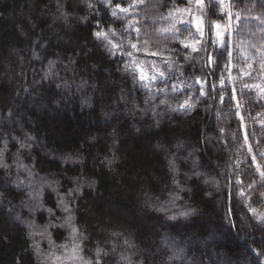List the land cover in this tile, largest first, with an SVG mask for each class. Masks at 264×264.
<instances>
[{
    "label": "trees",
    "instance_id": "1",
    "mask_svg": "<svg viewBox=\"0 0 264 264\" xmlns=\"http://www.w3.org/2000/svg\"><path fill=\"white\" fill-rule=\"evenodd\" d=\"M91 2L92 8L84 0H0V134L8 141L7 162L13 164L12 157L18 150L13 137L23 139L25 134H31L38 141L30 154L20 156L25 165L34 166L35 175L26 178L15 165L10 175L0 170V190L4 191L0 199V264H42V257L32 249L28 230L14 219L17 214L32 218L25 207L30 203L31 188L18 189L9 183L17 176L25 184L31 179L32 187H39L42 178L58 181L53 187L67 199H71L66 194L76 186L77 177L95 182L93 188L85 184L81 193L74 194L70 207L81 233L87 237L83 242L85 257L92 256L97 242L109 252L102 264H126L121 259L122 252L131 256L133 264H264V257L257 256L259 242L264 241V225L252 219L246 201L238 195V190H247L251 180H259V173L252 175L255 162L247 149L237 151L245 130L255 151L261 150L256 139L264 145L259 123L264 120V100L255 90L241 92V82L235 81L236 94L243 105L237 112L234 100L233 107H229L227 90L232 83L225 79L226 89H220L218 83L221 74L227 77L231 72L235 76L245 67L244 52L258 60L259 53L251 44L259 47L264 41L258 21L251 17L264 13V8L257 0L249 12L251 0H234L233 12L247 17L225 37L235 68L224 69L221 65L205 69L206 52L192 53L178 42L153 33L159 41L153 48H163L165 59L172 61L169 68L161 57L138 56L146 63L159 64L167 72V79L158 80L155 85L168 91L153 94L135 85L121 71V62L128 57L109 55L96 40L93 32L99 30L98 25L122 32L123 21L113 18L100 0ZM176 2L185 6L184 0ZM61 4L69 14L67 20L60 14ZM172 7V0H153L135 14L143 30L152 32L153 27L168 23L162 17ZM211 18L215 20L217 16ZM200 39L208 52L216 49L214 33L206 31ZM50 61L54 63L55 75L45 79ZM205 76L210 84H216L215 91L210 84L204 86L210 93L207 97L201 94V85L194 79ZM243 80L264 83V77L256 71ZM171 85H176V89ZM217 91L224 97L223 104ZM121 96L125 99L121 100ZM188 97L196 102V109L187 114L167 111L165 105L159 104L160 99L167 98L175 106ZM153 109L162 115L154 116ZM9 111L13 113L11 117ZM157 119L160 124L154 127ZM232 133L236 134L235 139ZM66 154L82 159L65 163ZM113 156L109 166L107 160ZM171 159L176 160L179 169L175 174L169 168ZM258 159L264 163V158ZM194 160L198 162L195 168ZM238 160L243 162L237 164ZM194 171L199 177L193 175ZM174 175L186 190L190 189L179 193L182 198L175 204L171 202L176 195ZM42 197L46 208L55 209L57 216L66 215L56 207L57 192L45 185ZM153 205L167 211L158 212ZM251 206L264 211V202L256 195ZM186 209L196 212L187 220L167 219ZM34 216L39 224L50 219L47 212H36ZM50 231L57 245L68 243L67 229ZM113 232L123 235L112 236ZM125 238L136 247L124 245ZM36 239L46 251L47 240ZM174 253L175 257L169 259Z\"/></svg>",
    "mask_w": 264,
    "mask_h": 264
},
{
    "label": "snow or ice",
    "instance_id": "2",
    "mask_svg": "<svg viewBox=\"0 0 264 264\" xmlns=\"http://www.w3.org/2000/svg\"><path fill=\"white\" fill-rule=\"evenodd\" d=\"M87 7H94L91 0H84ZM100 2L105 5L111 11V16L116 20L123 21V31H119L117 28L109 26L107 30L105 28L100 27L98 25L99 30L94 31L93 35L98 42H100L101 46L105 49V51L111 55L116 56L117 53L121 56L128 57L126 62H121V71H123L126 75L130 76L135 85H139L142 88L148 89L153 94L155 93H166L168 89L164 87H159L155 85V82L158 80H166L167 72L164 68H162L159 64L155 62H145L141 60L136 53H145L149 56H158L161 57L162 62L168 67H171L172 61L165 59L164 50L161 47L153 48V45H158L159 41L153 38V33L157 35H162L166 40H172L174 42H178L183 45L186 49H191L192 53L206 52L207 56L204 61L205 69H214L218 68L221 65L224 69L235 68L236 65H232L230 61V57L232 56V52L228 51L227 41L225 39L226 36L231 35V33L235 28H238L241 25L242 19H247V17H241V13L239 11L233 12L234 8V0H184V7H180L176 0H172L173 7L168 10L166 16L162 18L167 20L168 23L163 27H153L152 32H147L143 30V26L141 20L135 14L142 6L148 7L152 4L153 0H125V3H121L120 0H100ZM156 3H160L161 0H155ZM252 8H249L248 11L251 12L255 6L257 0H251ZM261 7L264 8V0H258ZM219 9H223V11H219ZM60 14L61 16L67 20L68 13L63 11V4L60 5ZM123 14V15H121ZM212 16H217V19H212ZM187 17V18H186ZM81 20H86L87 17H80ZM258 21L259 31L262 34L261 40L264 41V13L261 15H256L251 17ZM225 21V22H221ZM186 27H181V26ZM193 27L195 28V32H193ZM207 33H214L216 37V49L213 52H208V49L205 47L204 41L200 39ZM127 33V35H126ZM182 37V38H181ZM251 48L256 49V52L259 53L258 60L253 57L250 53L244 52L245 56V67L240 68L238 75H232L229 72L228 76L225 77L222 74L218 79V83L220 89H226L225 79H227L230 83H232L231 89H228V100L229 107H233L231 101H235L234 107L237 112H239L240 108L243 107L238 96L237 89L235 86V81L241 82L240 91L243 92L245 89L248 91L255 90L258 93L259 99L264 100V83H248L243 80V77L251 78L253 76V72L256 71L262 77H264V42L257 47L256 44H251ZM131 49V50H128ZM223 49V51H221ZM190 57H186L188 59ZM250 61V62H249ZM254 65H258V67H254ZM54 67L53 62H49L48 71L44 73L45 79L49 78L50 75H55L52 72ZM215 74V73H210ZM195 82L201 85L199 91L205 97L209 96L210 93L205 90V85H209L210 81L205 76L203 79L200 77H195ZM213 91L216 90V84H210ZM56 87H60V85H56ZM176 85H171L172 89H176ZM217 97L220 100V103H224V97L217 91ZM121 100H124L125 97L121 96ZM59 104V101H56ZM145 103H149L148 100ZM160 105H165L167 111L177 112L182 111L184 114H187L190 111H194L196 109V102L188 97L184 99L182 103H179L175 106L169 104L167 98L160 99ZM157 105L156 107H158ZM152 114L162 115V113H157L155 109H153ZM264 115V114H262ZM8 116L11 117L12 113L9 111ZM241 122L244 121V116H240ZM262 134H264V120H260ZM160 121L157 119L154 122V127H158ZM3 125L0 124V128ZM246 129V125L244 126ZM139 131V129H137ZM221 132L224 131L223 128L220 129ZM235 133H232L233 139H235ZM255 136L256 133H253ZM14 140L17 141L18 150L14 157H12L13 164H9L6 160L7 150H8V141L4 139V136L0 134V142H2V147H0V170H4V174L10 175V170L13 165L18 170H23L27 177H32L35 175L33 171V167H29L23 163L20 159L22 154H30L34 144H37V137L31 134H25L23 139L19 137H13ZM255 144L261 150L255 151L253 144L248 140V134L245 130L244 141L242 144L237 146V151H241L243 149H247V152L251 154L250 158L252 162H255V169L252 173L255 176L256 173H259V180H251L245 189L238 190V195L246 201L245 207L251 213L252 219L256 221L260 225H264V211L256 207L251 206V201L253 195H256L262 202H264V163H261L259 158H264V145L261 144L260 139H256ZM179 147V145H178ZM191 155V153L189 154ZM82 158L73 157L71 154H66L63 157V161L65 163L71 161L73 163L80 162ZM115 159L113 156L112 160H107L108 165L110 166ZM243 161L238 160L237 164L242 163ZM170 171L174 174L179 171L176 160L171 159L168 161ZM198 162L193 161V167H197ZM251 167V165H250ZM193 175L199 177V173L193 172ZM16 188L21 187H30L31 191L28 194V198L30 203L25 204V207L28 209V212L32 218H21L19 214L15 215L14 219L18 221L20 224H23L28 230V236L33 240L32 249L38 255L42 257V264H102L105 257L109 255V252L102 247L99 242H97L96 247L93 250L92 256L86 258L85 250L83 242L87 240V237L81 233L78 225L75 222V214L70 205L73 203L75 199L74 194L81 193L82 187L86 184L88 188H93L95 185L94 181H85L83 177H77L75 180L76 186L72 189H69L66 196L71 199H67L65 196H60L58 189L53 187V183L58 184L59 182L52 181H43L39 187H32L31 179H28V183L25 184L24 180H21L19 176H17L16 180L10 181ZM173 183L176 185V195L172 197V203L175 204V201L180 200L182 197L179 193L184 191H190V189H185L181 182L176 179L175 175L173 176ZM204 183H208L207 180ZM237 183L243 185V180H238ZM45 185L54 192H57L59 196L58 203L56 207L65 213L63 217L56 215V210L53 208H46L42 192ZM4 197V191L0 190V199ZM155 207V210L158 212H166L167 209L164 207ZM36 212H47L50 219L47 223L39 224L37 223L34 214ZM195 209H186L184 211H180L176 214L167 216V219L176 221L179 218H184L187 220L191 216L195 214ZM56 221H60V223H56ZM67 229L68 230V243L57 245L55 241L52 239V232L50 229ZM112 236H122L123 233L113 232ZM39 237L41 240H47L48 248L47 250H42L40 247V240L36 238ZM261 247L257 251V256L264 257V241L259 242ZM123 244L128 248H135L136 245L132 243L129 239L125 238L123 240ZM168 242L165 241V245L167 246ZM115 243H112V250L115 251ZM57 249L61 251H57ZM176 253L173 256L169 257V259H173ZM121 259L126 262V264H133V260L131 256L121 253ZM142 264V262H141ZM224 264H230V261H225Z\"/></svg>",
    "mask_w": 264,
    "mask_h": 264
},
{
    "label": "rangeland",
    "instance_id": "3",
    "mask_svg": "<svg viewBox=\"0 0 264 264\" xmlns=\"http://www.w3.org/2000/svg\"><path fill=\"white\" fill-rule=\"evenodd\" d=\"M136 55L137 56H144V55H147V54H145V53H136ZM244 56V55H243ZM245 57V56H244ZM12 115H13V113H12Z\"/></svg>",
    "mask_w": 264,
    "mask_h": 264
}]
</instances>
